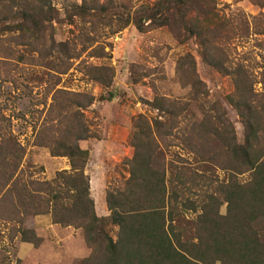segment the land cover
<instances>
[{
	"label": "trees",
	"instance_id": "16d2710c",
	"mask_svg": "<svg viewBox=\"0 0 264 264\" xmlns=\"http://www.w3.org/2000/svg\"><path fill=\"white\" fill-rule=\"evenodd\" d=\"M56 1L0 0V31L17 33L19 43L37 54L31 64L58 79L48 90L50 103L39 111L43 119L32 146L66 158L70 167L52 180L26 174L25 148L0 115V237L37 248L42 239L27 223L48 215L53 225L81 231L90 250L81 264H264V70L254 74L228 53L244 35L243 21L221 18L215 0H155L138 8L132 0H58L67 23L82 27L77 49L54 40ZM129 25L139 33L164 29L178 45L195 41L203 63L232 83L226 102L242 124L243 140L237 141L219 103L207 101L195 60L186 53L177 59L176 74L189 87V101L155 96L148 105L157 116L132 120L128 177L106 190L109 214L101 218L85 174L89 151L80 146L97 139L83 114L95 98L56 87L89 49L88 58H110L95 37L114 36ZM83 71L104 87L114 78L107 65H84ZM216 171L224 173L222 180Z\"/></svg>",
	"mask_w": 264,
	"mask_h": 264
},
{
	"label": "rangeland",
	"instance_id": "374dc122",
	"mask_svg": "<svg viewBox=\"0 0 264 264\" xmlns=\"http://www.w3.org/2000/svg\"><path fill=\"white\" fill-rule=\"evenodd\" d=\"M154 1L132 0L135 8ZM260 2L264 0H215L221 18L234 23L241 19L245 25L243 37L234 39L229 45V59L234 63L245 62L254 74L264 70V7L259 6ZM55 6L54 40L72 42L79 49L81 25L78 21L69 25L60 1L57 0ZM95 38L105 47L110 58H88L89 49L80 59L72 61L70 70L60 76L56 87L87 93L95 98L94 104L83 114L97 139L80 143L81 148L89 151L85 174L89 179L93 178L95 192L97 186L101 190L103 184L105 192L108 188L120 186L128 177L126 161L133 155L129 146L132 120L138 115L157 116L148 105L155 96L189 101V87H182L176 74L177 59L186 53L195 60L196 73L205 86L207 101L217 102L225 110L234 126L237 141L242 142V124L226 102V97L233 91L232 83L203 63L194 40L178 45L164 29L139 33L133 25L114 36L103 34ZM36 55L19 43L17 33L0 31V115L6 118L3 122L5 129L7 127V131L25 148L23 166L26 174L39 180H52L57 172L68 171L70 167L66 158H53L47 149L32 146L34 127L43 119L39 111L44 102L47 106L50 103L48 90L58 80L48 75V70L31 64L30 57ZM84 65L112 67L114 78L111 85L104 87L90 81L84 74ZM189 109L199 120L197 105L190 102ZM216 174L219 180L223 179L222 171H216ZM220 213H225V206L221 207ZM27 226L42 239L39 247L0 237V264H16V260L22 264H81L90 254L80 230L53 225L48 215L35 217ZM110 233L114 235V230Z\"/></svg>",
	"mask_w": 264,
	"mask_h": 264
},
{
	"label": "crops",
	"instance_id": "0c3cea01",
	"mask_svg": "<svg viewBox=\"0 0 264 264\" xmlns=\"http://www.w3.org/2000/svg\"><path fill=\"white\" fill-rule=\"evenodd\" d=\"M83 149V148H82ZM87 150V149H84ZM90 158H91V152H90ZM88 168V165L86 166V170ZM93 178L89 179V190L91 198L94 201L95 206V213L98 217H107L108 216V210L105 206V185L103 184V188L101 190L99 189V186H97V190L95 192V187L93 186ZM39 217V216H38ZM27 244V243H24Z\"/></svg>",
	"mask_w": 264,
	"mask_h": 264
}]
</instances>
